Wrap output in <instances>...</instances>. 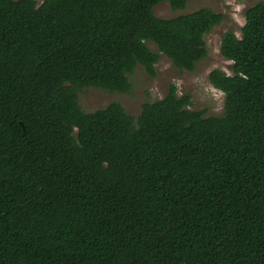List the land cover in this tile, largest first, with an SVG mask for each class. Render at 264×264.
<instances>
[{
  "label": "trees",
  "instance_id": "trees-1",
  "mask_svg": "<svg viewBox=\"0 0 264 264\" xmlns=\"http://www.w3.org/2000/svg\"><path fill=\"white\" fill-rule=\"evenodd\" d=\"M186 0H0V264H264V0L220 53L222 116L172 84L137 118L79 92L129 93L162 55L194 71L225 16ZM153 43L158 52L148 44Z\"/></svg>",
  "mask_w": 264,
  "mask_h": 264
},
{
  "label": "rangeland",
  "instance_id": "rangeland-1",
  "mask_svg": "<svg viewBox=\"0 0 264 264\" xmlns=\"http://www.w3.org/2000/svg\"><path fill=\"white\" fill-rule=\"evenodd\" d=\"M39 5L45 0H35ZM262 0H186L185 10L174 11L168 2H162L154 8L155 16L170 19L181 14H189L201 8H210L225 16L224 21L206 36L208 56L196 64L194 71L179 70L170 59L162 55L157 64L156 77L150 76L141 65L131 75L132 89L129 93L109 92L96 88H85L79 92V103L86 113L105 109L113 102H119L126 112L134 118L140 115L141 107L146 102L161 100L167 94L170 85L178 88V95H189L194 111H206L207 116H222L224 113V94L215 89L208 76L215 69L224 70L231 75L232 62L220 53L221 39L228 30L240 36V29L245 24L246 11ZM149 48L158 52L153 43Z\"/></svg>",
  "mask_w": 264,
  "mask_h": 264
}]
</instances>
